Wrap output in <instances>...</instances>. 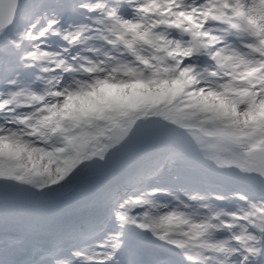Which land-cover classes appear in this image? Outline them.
<instances>
[{
    "label": "snow or ice",
    "instance_id": "obj_1",
    "mask_svg": "<svg viewBox=\"0 0 264 264\" xmlns=\"http://www.w3.org/2000/svg\"><path fill=\"white\" fill-rule=\"evenodd\" d=\"M0 264H264V0H0Z\"/></svg>",
    "mask_w": 264,
    "mask_h": 264
}]
</instances>
